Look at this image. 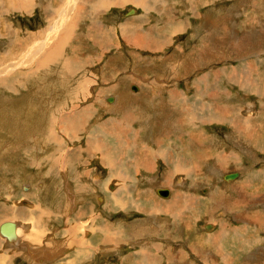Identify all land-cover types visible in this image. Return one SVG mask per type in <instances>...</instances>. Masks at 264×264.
<instances>
[{"label": "rangeland", "instance_id": "rangeland-1", "mask_svg": "<svg viewBox=\"0 0 264 264\" xmlns=\"http://www.w3.org/2000/svg\"><path fill=\"white\" fill-rule=\"evenodd\" d=\"M173 96L179 113L161 103ZM188 111L192 126L180 129ZM168 130L169 151L157 157ZM135 143L154 157L131 155ZM172 151L191 160L168 161ZM157 187L170 188L165 202ZM118 196L134 204L121 210ZM6 220L24 235L35 226L40 239L31 257L28 234L15 237L20 251L0 241V264H139L140 252L154 264L145 253L159 246L157 264H264V0H0ZM106 222L124 229L116 247L101 241L114 233Z\"/></svg>", "mask_w": 264, "mask_h": 264}, {"label": "crops", "instance_id": "crops-1", "mask_svg": "<svg viewBox=\"0 0 264 264\" xmlns=\"http://www.w3.org/2000/svg\"><path fill=\"white\" fill-rule=\"evenodd\" d=\"M165 41H168V39L166 38V35H165ZM143 53V52H142ZM146 54H147V56H146ZM143 55V54H142ZM146 56V58L148 59V53H144V56L143 57H145ZM142 59V58H141ZM142 60H144V59H142ZM142 64V63H141ZM119 75H117V76H114V79H113V81H114V83H115V80L117 81L119 78ZM122 77V76H121ZM117 78V79H116ZM141 79H142V81H144V77H141ZM146 80H147V78H145ZM145 82V81H144ZM138 83V82H137ZM135 86H136V88H135ZM130 89H131V91H138V85L136 84V83H132V84H130ZM127 90V89H126ZM118 93V92H117ZM127 93H129L128 91H126L125 93H124V95H126ZM118 94H120V93H118ZM162 96H163V94H162ZM108 97H112L113 98V95H110V96H108ZM108 97L106 98V102H110V103H112L113 102V100L112 101H108ZM160 100V99H159ZM168 100V101H167ZM169 101H172L173 103H174V105L173 106H175L176 107V111H177V113H179L180 112V110H178V107H182V108H184V106H183V102H182V100L180 101V99L179 100H176V98L173 96V97H168V98H166V101L165 100H162L161 101V103L162 104H166V103H170ZM205 104H207V106L208 105H210V106H212V104H209V103H207L206 101H203L202 102V104L201 105H205ZM214 104H217L216 105V107L219 105L218 103H214ZM227 105H229V104H227ZM178 106V107H177ZM157 108H158V106L155 108L156 110H157ZM147 109V108H146ZM137 110V108L135 109V110H133V111H136ZM206 110L208 111V108H206ZM138 111V110H137ZM147 111H149V109H147ZM139 112V111H138ZM173 113H175V111L173 112ZM211 114V113H210ZM206 115H209V114H206ZM163 116H167V114H163ZM154 118V117H153ZM183 118H180V120L179 121H174L177 125H179V127H180V129L183 127V128H187V127H190V126H192L191 124L192 123H190V125H188L189 123L186 121V119H188L189 121L191 120H193V117H192V119H191V115H190V111H188L186 114H185V116H184V120H182ZM194 119H196V115L194 116ZM207 119V117H204V119H203V122H204V124L206 123L205 122V120ZM123 122H125L124 120H122ZM127 120H126V122H125V126H123V128H122V130H124V128H126V130H130V131H136L137 129L136 128H129V127H126L127 126ZM76 127V126H75ZM167 133H169V134H166V133H163L162 134V136L160 137L161 138V140L163 141V142H156L157 144V152H156V155H157V157H160L161 155H163L166 151H169L168 150V147L166 146V144H164L165 143V141H166V139L167 138H169V137H171V136H173L174 134H172L173 132H174V130H168V131H166ZM135 133H137V132H135ZM129 136H130V139H132V137H133V134H132V132H130L129 133ZM163 137H164V139H163ZM115 140V139H114ZM157 140V138H155V141ZM189 144H187V145H185V146H188ZM136 147H137V144L135 143V148L132 146V149H131V155H132V151H133V149H134V157L136 156V154L139 156L140 154L138 153V151H140V150H142L141 151V156H150L151 157V155H152V157H154V155L151 153V151L150 150H147L144 146H139L138 145V150L136 151ZM143 151H145L146 152V154H144L143 153ZM126 153V151L124 152V154ZM115 154L117 155V156H119L120 157V155H121V147L118 145V141H116V146H115ZM175 155L176 154H174L173 153V151H172V156L173 157H170V156H168L166 159L168 160V161H174V157H175ZM133 157V156H132ZM191 157H192V154H190V160H191ZM156 159V158H155ZM189 158H187L186 156H184L182 159H180L179 161H182V162H184V163H186V162H189L190 160H188ZM122 160V159H121ZM123 161V160H122ZM143 165L144 164V162L143 161H141L140 159H135L134 158V160H133V165L132 166H135V167H137L138 168V165ZM131 167V166H130ZM130 167H128V169L127 170H130L131 168ZM173 168H174V170L176 169V166L175 165H173ZM217 170H219V171H216L215 172V174H218V173H221V172H224V169H217ZM214 174V175H215ZM250 176H252L251 174H248V175H245L244 174V179L246 180V181H248V180H250ZM243 179V180H244ZM239 180V179H238ZM242 179H241V181H243ZM240 181V180H239ZM197 181H193L192 180V184H191V186L190 187H196L197 185H198V183H196ZM236 182V181H235ZM234 182V183H235ZM231 184V183H230ZM233 184V183H232ZM231 184V185H232ZM188 187V186H187ZM164 188H168V187H164ZM169 189V188H168ZM202 190V189H201ZM119 192H120V190H118V194H119ZM195 192H196V190H195ZM117 193V192H116ZM171 193V192H170ZM180 193V192H179ZM126 194V193H125ZM196 194H199L198 192H196ZM156 195H157V197L159 198V200L160 201H162V202H165L166 200L165 199H167L168 198V196L165 198H163V197H161L160 195H158L157 193H156ZM194 195V194H193ZM192 195V193H191V196L189 197V199H197V196H199V197H201L200 195H197V196H193ZM174 197H176L175 196V193H174ZM202 198V197H201ZM112 201V203H114L116 206H119V207H121V210H123V208L124 209H126L127 207H128V205L131 203V204H134V199L131 197V198H128V200H125V199H123V198H119V196L117 197V198H115V199H113V200H111ZM139 202V201H138ZM77 203V202H76ZM122 203L124 204V205H122ZM137 203V202H136ZM107 205V204H106ZM77 207H78V204L76 205ZM75 210H76V207H75ZM82 211H83V209H82ZM76 212L78 213V211L76 210ZM32 213V212H31ZM37 215V214H36ZM36 215H35V217H36ZM41 216V215H40ZM77 216L78 215H76L75 216V218H77ZM101 217V216H100ZM72 218H74V217H72ZM79 220V218H77V220L76 221H78ZM99 222H101V221H103L104 220V218H99ZM96 221H97V218L95 219V221H94V224L96 223ZM79 224V223H78ZM78 224H75L74 226H73V229L75 230V231H77L76 230V226H78ZM102 226V225H101ZM46 225H45V227H43L42 229H44L45 231H46ZM120 228H121V226L120 225H118V224H112V223H109V222H106L105 224H104V229L106 230V231H110V232H114V233H112V234H105V235H100V238H101V241H103V242H105L106 243V245H108V247H110V248H112V246H114V247H116V244H119L118 242L119 241H117L118 240V237L120 236V234L121 233H118V234H115L116 232H118V231H120ZM139 228H140V230H142L143 229V227H142V224H140V226H139ZM32 230V233L31 234H28V231H27V229H26V231H25V236L28 234V236H30L29 237V241L31 240L32 242L34 241V238L36 237V238H38V239H40V235H39V229L38 228H36L35 226H34V230H33V228L31 229ZM66 230V232L67 231H69V229L68 228H66L65 229ZM70 230H72V228L70 229ZM121 230L123 231L124 229H122L121 228ZM41 232H43L42 230H41ZM78 232H80V230H78L77 231V233ZM76 232H75V234H77ZM34 234V235H33ZM93 234V233H92ZM68 235H72V233H67L66 235H65V237L66 236H68ZM24 232H23V239H24ZM85 235H83L82 237H80V239L79 240H81L83 237H84ZM195 238H193V237H190V239L189 238H185L187 241H190V242H198V241H200V242H203V241H208V240H212V234L211 233H207L205 236L204 235H196L195 234ZM203 236V237H202ZM26 238H27V236H26ZM86 238V237H85ZM87 238L89 239L90 237L89 236H87ZM229 238H236V237H234V236H230ZM185 239H182V240H179V239H172V242L173 241H175V242H181V243H183V241H186ZM236 241H238L237 239H235ZM240 240V239H239ZM79 242H81V241H79ZM78 242V243H79ZM82 242H83V240H82ZM114 243V244H113ZM27 244L29 245V249H31L32 250V248H33V250L35 249V244H34V242H33V245H32V243L31 242H27ZM196 247V249H199V248H197V245L195 246ZM109 248V249H110ZM159 248H162V246H159V247H157L156 249H155V251H156V255H158L159 254V256H160V253H159ZM194 248V247H193ZM5 250H8V249H6L5 248ZM192 249L190 248V251H191ZM18 251H20V250H18ZM134 251V250H133ZM171 251L172 252H170V254L172 253V257L173 258H175V256H176V254H174V252H178V251H180V252H178V254H177V256H180L181 254V252L184 254V250H183V248H182V246H180V248H177L176 250H173V249H171ZM192 252V251H191ZM16 253V252H15ZM22 254H23V252H22ZM140 254H141V256H139V259L140 260H138L139 261V264H144V262H145V259H144V257H143V253L142 252H140ZM15 255H20L21 256V252H19V253H16ZM156 255H153L152 253H151V255L150 254H147V253H145V258L147 257V256H149L146 260H148L149 262H155L154 264H157L158 263V256H156ZM31 256H32V253H31ZM143 257V258H142ZM12 259V258H11ZM11 259H10V261H11ZM10 261H9V263H10ZM176 262H178V261H176ZM148 263V262H147ZM174 263V262H173ZM131 264V263H130ZM175 264V263H174ZM177 264H179V262L177 263Z\"/></svg>", "mask_w": 264, "mask_h": 264}, {"label": "bare ground", "instance_id": "bare-ground-1", "mask_svg": "<svg viewBox=\"0 0 264 264\" xmlns=\"http://www.w3.org/2000/svg\"><path fill=\"white\" fill-rule=\"evenodd\" d=\"M13 6V5H12ZM132 10V9H131ZM39 49H40V47H39ZM52 49H54V47H52ZM53 50H51L50 51V53H51V55L53 54ZM50 53L44 58V61H45V63H47V61L50 59ZM216 82V81H215ZM139 89V88H138ZM131 90V89H130ZM134 92H137V91H134ZM113 101H114V98H113ZM108 103H110V102H108ZM212 120H215V119H212ZM95 144V143H94ZM192 146V145H191ZM158 147V146H157ZM188 148H189V146H187ZM87 148V147H86ZM96 149V148H95ZM97 150V149H96ZM143 150V149H142ZM143 153L144 154H146V152L145 151H143ZM175 158L177 159V161H179L180 159H182V157H176L175 156ZM112 168V167H111ZM85 174V173H84ZM227 174V173H226ZM238 176H239V173H238ZM236 179V178H235ZM234 180V179H233ZM225 181V180H224ZM229 181H231V180H229ZM159 187H157L156 188V193H157V189H158ZM160 188H164V187H160ZM84 190V189H83ZM121 191V190H120ZM83 192V191H82ZM170 188H169V195H168V197L170 196ZM95 195V194H94ZM83 196V195H82ZM129 198H131L130 196H129ZM164 198V197H163ZM166 198V197H165ZM83 204V203H82ZM11 218L13 217V216H10ZM8 219V218H7ZM13 219H15V218H13ZM3 220V219H2ZM1 220V221H2ZM0 241H4L5 243H6V246H12V247H10V249H14V250H20L19 249V246H20V244H21V242H22V240H20V239H16L15 237H18V238H21V239H23V235H22V227H18L17 228V225H16V223L14 222V221H5V222H3V223H1L0 224ZM25 236V235H24ZM28 237H30V236H28ZM25 238H26V236H25ZM35 240V239H34ZM27 243V242H26ZM14 247V248H13ZM22 251H23V254H28L29 255V257H31V249H29V245L28 244H25V246H24V249H22Z\"/></svg>", "mask_w": 264, "mask_h": 264}, {"label": "water", "instance_id": "water-1", "mask_svg": "<svg viewBox=\"0 0 264 264\" xmlns=\"http://www.w3.org/2000/svg\"><path fill=\"white\" fill-rule=\"evenodd\" d=\"M112 100H113V98L108 99V101H112ZM236 176H237V174L234 173V174L226 175V176H224V178L225 179H232V178H234ZM157 192L159 193V195H161L163 197H166L168 195V190H166V189L159 188V189H157Z\"/></svg>", "mask_w": 264, "mask_h": 264}]
</instances>
